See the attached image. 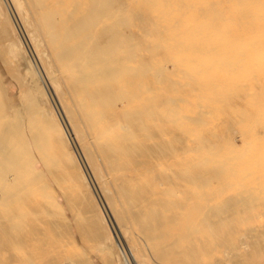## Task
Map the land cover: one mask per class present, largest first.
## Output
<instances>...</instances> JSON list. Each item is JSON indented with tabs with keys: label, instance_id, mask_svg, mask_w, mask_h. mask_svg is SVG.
I'll use <instances>...</instances> for the list:
<instances>
[{
	"label": "bare ground",
	"instance_id": "obj_1",
	"mask_svg": "<svg viewBox=\"0 0 264 264\" xmlns=\"http://www.w3.org/2000/svg\"><path fill=\"white\" fill-rule=\"evenodd\" d=\"M123 56L135 62V109L146 115L151 107L146 122L156 128L145 141L160 140L156 111L173 115L179 194L157 197L149 181L144 194L146 203L177 204L186 216L177 254L184 264H264V0H0V264L19 263L7 242L35 241L47 229L93 242L111 236L114 249L104 254L130 257L133 224L127 231L82 140L81 99L64 95L52 65L88 98L98 87L88 81V62ZM143 78L155 90L150 97ZM104 83L115 91L114 80ZM95 119L98 146H109L119 170L124 134L108 130L116 119L108 126L102 108ZM79 188L91 198L79 203Z\"/></svg>",
	"mask_w": 264,
	"mask_h": 264
},
{
	"label": "rangeland",
	"instance_id": "obj_2",
	"mask_svg": "<svg viewBox=\"0 0 264 264\" xmlns=\"http://www.w3.org/2000/svg\"><path fill=\"white\" fill-rule=\"evenodd\" d=\"M94 50L103 52L113 50V48H88V51L93 52ZM126 51L123 50V52ZM93 60L95 61L96 58ZM52 65L55 68L53 73L55 81L59 87L63 88L64 95L66 94L71 102H73L72 99H75L76 102L81 99L80 108L83 109V120L86 122V125H83L84 123L80 124V127H82V140L86 144L85 146L93 152L94 166L100 180L108 188L116 205H118V210L126 218L127 231L129 222L133 224L134 235L131 236V242L129 243L132 253L131 255L128 253L130 257L122 254L114 258L112 255L108 256L107 253L106 256L104 254L106 250L114 249V241L110 238L111 236H101L99 239L94 240L96 242H93L90 237L85 240L84 237L77 234H68V231H64L65 234L58 235L55 232H49L47 229L43 235L34 237L35 241H26L27 237L19 235V241L7 242L12 251L14 248L19 253L18 264H26L29 261L31 264H50V261L51 264H101L103 260L113 264H157L155 261L163 264H184L186 260L184 254H181V252L177 254V252L184 243L182 230L183 222L187 220L186 216L180 213V206L177 204H173L171 208L170 205L162 206L158 203H146L144 194V185L148 181L152 183L153 195L157 197L166 198L173 195L176 198L179 194L181 159L179 152H177L178 143L172 113L163 108L155 112L154 123L159 124L157 135L160 140L154 144L145 141L146 136L151 134V128L155 129L156 127L147 124V122H152L151 107L146 108V115L142 108L140 111L135 109L137 106H141L136 101L137 97H141V89L138 88L135 93V79L132 76L135 62L127 56H123L120 62L110 61L108 65L88 62L87 66L91 70L86 74L89 77L88 81L98 86L95 88V94L92 93L88 98H85L81 93L78 94L75 90L69 89L68 74L64 71L60 72L61 64L59 62L53 61ZM104 80H114L115 91L112 87H108ZM142 84V91H146L147 97H150L151 93L155 92V90H151V81L143 78ZM77 95H79V98ZM96 96L100 97L97 105L93 103ZM84 101L91 104L89 108L84 107ZM101 108L104 114H107L108 126L116 119L117 124L115 123V125L117 126L108 130L114 133L117 131L122 132L124 142L128 144L124 150V163L119 170L113 171L111 168L109 146L105 147L104 142H101L102 148L98 146V138L103 135V128L101 127L99 133V126L96 119L95 122L93 121V117L96 118V113ZM58 110L62 117L59 108ZM90 112L94 115L88 114ZM62 118L64 119V117ZM63 121L66 126V121ZM66 127L68 132L71 133L68 126ZM126 134H129L130 137H127ZM137 135L139 138H137ZM106 136L107 132L104 137ZM109 136L110 132L108 138ZM73 143L79 155L82 156L76 142L73 141ZM168 146L174 149V154L169 162L170 165H168V152L171 149ZM149 150L154 151L155 155H149ZM51 155L54 158L52 153ZM127 161H130V163ZM133 164H135L134 171L130 170ZM86 189L88 190V188ZM128 189L131 194H127ZM77 191L79 193H76V197L79 203L87 201L84 198L85 196L90 197L88 194L85 195L82 188ZM130 197L133 198L131 203L127 200ZM75 228L78 229V227ZM121 248L123 247L121 246ZM24 254H27V257H23Z\"/></svg>",
	"mask_w": 264,
	"mask_h": 264
}]
</instances>
